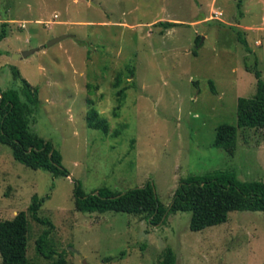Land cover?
<instances>
[{
	"label": "rangeland",
	"instance_id": "rangeland-1",
	"mask_svg": "<svg viewBox=\"0 0 264 264\" xmlns=\"http://www.w3.org/2000/svg\"><path fill=\"white\" fill-rule=\"evenodd\" d=\"M3 22L0 87L21 88L14 67L39 87L30 128L61 150L70 176L26 166L0 143V221L28 211L37 194L67 264H160L167 247L177 264H264V211H232L227 222L193 231L190 211L154 224L147 213L79 211L74 197L75 180L87 193L151 181L169 206L191 175L231 170L264 181V129H240L234 153L215 146L217 128L237 123L239 97L257 91L248 68L264 78V0H0V33ZM91 108L109 134L89 127ZM28 218V257L52 263L58 256L36 247L47 226Z\"/></svg>",
	"mask_w": 264,
	"mask_h": 264
},
{
	"label": "trees",
	"instance_id": "trees-1",
	"mask_svg": "<svg viewBox=\"0 0 264 264\" xmlns=\"http://www.w3.org/2000/svg\"><path fill=\"white\" fill-rule=\"evenodd\" d=\"M239 5L241 6V1ZM160 24L166 27L178 25L168 21H161ZM7 25L8 22H3L0 41L8 36ZM239 38L249 48L248 40L241 33ZM248 70L254 72L258 79L255 95L239 97L236 124L225 123L217 128L215 146L229 153H234L237 148L240 129H264V78L258 69ZM13 72L16 78L21 79L22 86L20 89L6 90L0 87V143L8 145L15 159L26 166L49 171L54 176L69 177L70 171L63 163L61 150L52 141L40 137L30 128V116L41 104L39 87L23 78L18 68L14 67ZM121 81L119 74L115 86L119 87ZM125 93L126 88L119 90L120 102ZM87 124L106 134L111 130L108 120L95 108L87 112ZM74 197L79 211L147 213L148 219L154 224L165 221L172 213L190 211V228L200 231L227 222L232 211H264V181H242L231 170L191 175L180 181L169 206L160 201L151 181L144 186L127 190L103 187L87 193L81 182L75 180ZM44 201L45 198L35 194L28 211L22 210L14 218L0 221L1 264H43L28 257V212L36 221L47 226L36 241L37 251L48 259L57 255L58 258L50 264L68 263L64 254L59 253L51 243L50 235L56 228L54 222L39 215ZM160 264H177V254L173 248L167 247L163 251Z\"/></svg>",
	"mask_w": 264,
	"mask_h": 264
},
{
	"label": "water",
	"instance_id": "water-1",
	"mask_svg": "<svg viewBox=\"0 0 264 264\" xmlns=\"http://www.w3.org/2000/svg\"><path fill=\"white\" fill-rule=\"evenodd\" d=\"M64 38H66V35H62V36L55 37V38H53L52 40H50L47 43V46H51V45H53V44H55L57 42H60ZM37 50H39V48H32V49H29V50H23V51L15 54L14 58L15 59H20V58H23V57H28L31 54H33L34 52H36Z\"/></svg>",
	"mask_w": 264,
	"mask_h": 264
}]
</instances>
